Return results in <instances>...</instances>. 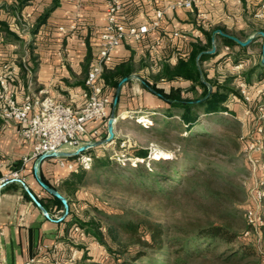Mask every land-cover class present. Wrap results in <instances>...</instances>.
Listing matches in <instances>:
<instances>
[{"label": "crops", "instance_id": "crops-1", "mask_svg": "<svg viewBox=\"0 0 264 264\" xmlns=\"http://www.w3.org/2000/svg\"><path fill=\"white\" fill-rule=\"evenodd\" d=\"M4 1L8 4L0 0L3 3L0 5V22L6 23L23 40L22 44L8 41L0 32V67L8 64L14 68L9 86L16 101L20 102L26 96L47 95L74 110L81 109L88 92L86 74L96 58L103 31L104 0H83L79 4L75 0H58L57 7L36 32H31L33 26L49 9L52 0H34L20 14L11 10L15 0ZM122 1L127 23L140 25L153 18L142 0ZM262 3L264 0H198L192 10L166 11L159 27L155 30L149 28L140 40H123L113 51L112 62L104 67L101 75L102 93L113 101L116 89L113 83H119L121 73L127 72L128 79L120 87L115 106V134L121 130L120 123L131 116L140 120L162 116L164 103L145 85L164 94L178 91L181 97L197 96L201 89L193 87L188 80L160 78L162 66H173L179 60H186L194 45L207 46V34L214 30L222 29L223 34L240 41L259 31L264 33V19L254 16ZM198 12H205L207 19H198ZM72 25L74 29L71 30ZM60 27L64 31H60ZM174 32L178 36H174ZM255 43L260 46L249 49L248 57L238 63L235 64L230 57L218 62L225 54H233L219 38L216 42L218 54L203 61L201 67L208 78L219 82L226 77L217 75L220 69L226 68L231 76L239 75L257 61L262 41L257 39ZM239 68L241 71L235 73ZM262 82L264 70L252 75L251 83ZM111 109L112 105L109 114ZM98 126L101 124L86 126V132L80 136L82 143L95 142L103 136L104 130L92 134ZM69 158L44 159L39 163L38 173L46 185L70 201L74 217L80 218L82 193L79 190L74 195L68 194L63 184L70 173L67 167ZM37 159L33 157L32 142L18 134V125L0 118V184L3 179L9 180L0 187V264H24L33 257L54 258L61 250L69 248L66 240L72 226L67 227L63 222L65 219L54 222L45 218L16 181L24 182L49 217L57 219L60 216L62 207L34 178Z\"/></svg>", "mask_w": 264, "mask_h": 264}, {"label": "trees", "instance_id": "trees-1", "mask_svg": "<svg viewBox=\"0 0 264 264\" xmlns=\"http://www.w3.org/2000/svg\"><path fill=\"white\" fill-rule=\"evenodd\" d=\"M32 1L34 0H15L11 10L13 13L20 14ZM57 4L58 0H52L49 9L45 10L37 18L31 32L38 30L49 13L57 7ZM219 30L225 33L222 29ZM0 32L4 39L8 41L23 43V40L12 32L4 22H0ZM211 32L207 34L209 38L207 46L194 45L186 60H179L173 66L164 64L160 74V78L168 81L175 79L190 81L193 87L201 89L197 96L194 95L192 98L181 97L178 91L164 94L152 88L156 96L165 105L161 116L163 119L158 120L155 117L153 124L163 125L165 126L164 129H166L172 122H175L174 119H177L178 126L184 127L187 132L186 137L183 139L187 144L186 146L191 145L190 148L193 146L198 147L205 137L203 132L198 131L202 128L199 125L200 117L222 113L235 116L234 111L227 107L226 104L227 99L230 97L242 99L240 92L237 87H233V84L235 82H244L250 86L252 75L264 70L260 65L259 53L255 64L239 75L226 76L221 82L215 78H208L207 73L201 67V63L218 54L217 39L221 38L223 45L231 49L234 54H225L218 62H224L230 57L235 64L248 57L247 51L249 49L254 46H260V44L255 43L257 39L262 41V38L257 36L246 47H240L229 39L215 35L214 54H203L196 62V56L200 52L210 50ZM121 76V79L126 77L127 72L121 73ZM201 77L211 86V91L208 95V89L202 83ZM117 84L118 81L114 82L113 87L116 88ZM144 129L146 131L153 130L155 134H166L164 129H155L153 125L144 127ZM103 135H106V128ZM100 150H102L100 147H95L87 151V154H90L92 158L90 170L98 171L99 175L110 176L126 188H139L142 190L141 193L151 195L153 198H164L172 195L193 198L196 201V207L204 213L203 215L207 214L209 207L215 212L213 220L207 219L204 223L201 220L195 221L191 228H179L171 236L165 235L162 226L148 224L149 229L143 232V240L141 237H136L137 226L133 223H117L116 227L109 226L107 235L110 238H116L114 234L118 227L126 233H132L134 235L132 241L136 242L140 248L129 254L130 259L128 258L127 261L121 260L119 264H131L132 261L138 259H144L147 264H258L255 258L257 257V260H259V258L263 257L262 254L258 256L251 239L239 236L232 228L231 220L235 217L236 212L239 211L236 205L238 202L236 194L239 187L229 177H220L208 169H198L194 163L199 160L197 158H187V148L184 147L182 151L175 153L174 158L171 159H148V149L133 148L132 157L141 159L133 167L127 163L120 165L110 160L109 155ZM68 160L72 163L75 157H71ZM69 171V176L63 184L65 191L74 195L86 184L85 175L87 171L81 169ZM259 188L264 191V185H260ZM54 199L62 207L60 201L56 198ZM67 203L68 214L63 221L66 226L81 227L87 234L93 236L99 244L107 248L101 225L94 221L84 222L74 217L70 201L67 200ZM263 204L264 196L261 200V207ZM249 208L245 207L243 211L246 212ZM262 226L263 224L258 229L264 228ZM246 228L247 231L252 230L247 224ZM155 251H158L162 257L154 258L152 253Z\"/></svg>", "mask_w": 264, "mask_h": 264}, {"label": "rangeland", "instance_id": "rangeland-1", "mask_svg": "<svg viewBox=\"0 0 264 264\" xmlns=\"http://www.w3.org/2000/svg\"><path fill=\"white\" fill-rule=\"evenodd\" d=\"M1 1L4 4L7 3L4 0ZM38 1L42 2V0ZM160 1L168 3L174 0ZM2 4L0 2V5ZM237 71H241L240 68L235 70V73ZM219 74L231 76L226 68L220 69L217 75ZM240 83L233 84L238 91ZM244 84L248 99L230 97L226 102L235 116L222 113L200 117L199 125L202 128L198 131L203 132L205 137L198 147L186 146L183 138L186 137L187 132L184 127L178 126L177 119H174L175 122L166 129L163 125L153 124V119L157 117L158 120H162L161 116H151V119H146L148 121L145 124L146 127L153 125L155 129H164L165 135L155 134L153 130L146 131L141 124L143 120L131 116L120 123L121 130L116 131L112 142L97 147L109 155L110 160L120 165L127 163L131 167L141 161L132 157L133 148L148 149V159H171L174 158L175 153L182 151L185 147L187 158L199 160L194 163L198 169H208L220 177H229L239 187L236 194L238 199L236 205L239 211L231 220L232 228L239 236L252 240L258 256L263 255L259 260L257 257L255 259L258 264H264V228L247 231L243 216L245 213L243 209L250 206L249 209L260 214L263 220L262 227H264V204L261 207V203H258L256 199L258 187L264 185V151L250 148L251 143H256L264 137V119L260 117L264 112L262 111L264 110V82L251 83L250 86ZM105 137L106 135L103 138ZM157 153L164 156L154 158ZM85 183L79 189L82 195L79 200L80 218L78 219L100 224L108 247L99 244L93 236L78 227L81 231L78 233L71 231L67 236L66 243L69 248L65 251L61 250L54 258L50 257L47 261L45 259L43 264H119L121 260L127 261L128 258L130 259L129 254L140 248L136 242L132 241L134 235L124 232L121 228L117 227L115 230V239L107 235V228L116 227L117 223H133L137 226L136 237H141L143 240V232L149 229L148 224L162 226L165 235L171 236L179 228H191L195 221L201 220L204 223L207 219H214V210L209 207L207 214L203 215L204 213L196 207V201L193 198L174 195L153 198L151 195L141 193L142 190L139 188L123 187L114 178L99 175L98 171H87ZM152 256L156 259L162 257L158 251L153 252ZM131 264L147 263L144 259H138Z\"/></svg>", "mask_w": 264, "mask_h": 264}, {"label": "built area", "instance_id": "built-area-1", "mask_svg": "<svg viewBox=\"0 0 264 264\" xmlns=\"http://www.w3.org/2000/svg\"><path fill=\"white\" fill-rule=\"evenodd\" d=\"M75 1L79 4L83 0ZM142 2L152 13L153 18L148 23L133 25L124 20V3L122 0H104L103 31L99 38L96 58L86 74L85 86L88 90L86 101L79 110L58 103L47 95L26 96L20 102L16 101L9 86V78L14 68L8 64L1 65L0 118L4 121L15 122L18 125L20 137L32 142L33 157L38 158L42 154L55 152H69V149L74 151L81 144H84L80 136L86 132L88 124H101L92 131L93 135L100 133V130L105 131L112 101L102 93L101 75L104 67L112 62L113 51L123 40L138 41L148 32L149 28L157 29L166 11L192 10L198 0H174L162 6L159 5L160 0H142ZM196 16L200 20L207 19L205 12H198ZM254 16L257 19H264V3L259 5ZM69 29H74V26H70ZM59 30L64 31V28L60 27ZM174 36H178V33L174 32ZM239 92L242 98L248 99V92L243 82L239 84ZM260 117L264 119V112ZM147 121L145 119L141 124L146 127ZM250 148L263 152L264 137H261L256 143H251ZM87 151L75 156V160L67 165L68 169L89 171L92 158L90 154H87ZM8 181L3 179L0 187ZM263 196L264 191L258 187L256 193L258 203H261ZM243 216L246 224L252 229L259 228L263 224L262 217L253 209L247 210ZM71 231L78 233L81 230L77 226H73ZM45 259L47 261L48 257H33L24 264H43Z\"/></svg>", "mask_w": 264, "mask_h": 264}, {"label": "water", "instance_id": "water-1", "mask_svg": "<svg viewBox=\"0 0 264 264\" xmlns=\"http://www.w3.org/2000/svg\"><path fill=\"white\" fill-rule=\"evenodd\" d=\"M215 35H220L226 39H229L231 41H233L234 43H236L238 46L240 47H246L247 45H249V43L257 36L262 38V43H261V49H260V65L264 67V33L259 31L257 33H255L253 36L247 38L245 41H240L239 39L227 35V34H223L220 30H214L211 33V37H210V50L208 51H204V52H200L197 56H196V62H198L199 58L201 55L203 54H207V55H212L215 52V44H214V36ZM127 77L122 78L119 83L116 86L115 89V94H114V98L112 101V109L110 111L109 117L107 119L106 122V137L103 139H100L98 141L95 142H89V143H84L83 145L77 147L74 151H69V152H55V153H48V154H42L41 156L38 157L37 162L35 164V167L33 169L34 172V178L36 180V182L39 184V186L45 190L49 195H51L53 198H56L60 201L61 205H62V211L60 216L57 219H53L51 217H49V215L47 214L46 210L43 208V206L40 204V202L38 201V199L28 190V188L26 187V185L24 184V182L20 179H16V181L18 183L21 184V186L25 189L26 193L28 194V196L30 197V199L33 201V203L36 205V207L41 211V213L43 214V216L45 218H47L50 221H54V222H60L63 221L67 214H68V203L67 200L58 193V191H56L55 189L49 187L48 185H46L38 171H39V163L47 158H64V157H75L83 152H86L89 149L95 148L97 146H102L105 144H108L110 142L113 141L114 139V135H115V129H114V122H115V106H116V102L118 99V94L120 91V87L122 85V83H124L125 81H127ZM201 81L202 83L207 87L208 92L207 95L210 93L211 91V86L203 80V78L201 77ZM142 84L145 85L144 82H142ZM152 93L156 94L153 90H151L147 85H145Z\"/></svg>", "mask_w": 264, "mask_h": 264}, {"label": "bare ground", "instance_id": "bare-ground-1", "mask_svg": "<svg viewBox=\"0 0 264 264\" xmlns=\"http://www.w3.org/2000/svg\"><path fill=\"white\" fill-rule=\"evenodd\" d=\"M160 156H164V154L157 153V154L154 155V158H158Z\"/></svg>", "mask_w": 264, "mask_h": 264}]
</instances>
